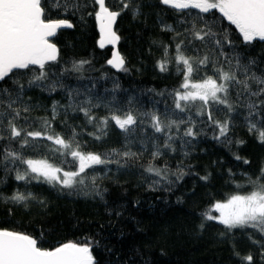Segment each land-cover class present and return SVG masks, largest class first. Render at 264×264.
Masks as SVG:
<instances>
[{
    "label": "trees",
    "instance_id": "16d2710c",
    "mask_svg": "<svg viewBox=\"0 0 264 264\" xmlns=\"http://www.w3.org/2000/svg\"><path fill=\"white\" fill-rule=\"evenodd\" d=\"M126 2L130 7L121 12L115 24L119 37L116 45L124 58L119 71L108 64L111 46L101 48L98 44L100 32L93 11L98 10L97 5L91 0H47L45 19H66L73 25L58 30L51 39L57 48V60L45 66L48 77L43 83L57 81L63 87L49 91L29 86L28 81L40 71L38 66L14 70L15 75L0 82V88L13 93L12 99L20 94L13 105L20 110V118L15 121L18 127L41 130V119L51 120L55 103L58 114L52 121L53 133L72 142L73 148L79 143L83 153H96L113 161L86 169L77 178L84 183L73 188L36 180L17 181V170L22 172L27 165L19 160H4L6 149L18 152L24 159L46 160L62 172L78 171L79 161L70 154L50 151V147L59 146L40 138L34 142L36 147L24 148L17 140H0V229L30 235L45 249L68 242H90L94 264H249L242 259L249 255L250 264H264V235L259 231H228L217 220L205 219V213L219 216L215 203L226 201L232 194L251 191L249 178L256 180L264 168V142L257 132L249 131L245 119L246 105L256 103L259 115L251 119L264 130V95L244 93L238 99L239 86L232 88L230 100L239 106L231 114L224 105H210L202 115L196 114L195 107L184 112L175 108V92L181 91L183 80L175 62L177 43L192 40L195 47L182 46L186 57L208 55L218 60V66L225 70L229 67L214 44L206 46L188 31L193 23L198 28L204 26L198 16L215 21L214 31L228 34L233 43L223 50L233 67L237 58L248 67L249 77L264 78V41L244 42L235 25L216 10L178 12L160 0ZM106 3L112 11L123 8L121 0ZM78 61L88 63L80 71H72ZM161 62H166L164 71L160 70ZM205 75H213L211 67L202 68L193 82ZM244 75L242 69L238 71L239 78ZM13 79L19 80L23 90L13 84ZM250 85L252 91L261 87L252 81ZM7 103L5 97L0 112L11 118ZM25 106L28 112L23 111ZM80 108L89 110L93 122ZM209 111L213 120L231 118L227 139L214 138L219 129L209 121ZM128 112L137 123L127 131L111 120L107 126L101 123L105 117L116 114L123 118ZM152 114L165 123L169 119L177 121L179 131L173 126L157 133L152 127ZM189 127L194 137L184 135ZM0 135H8L6 120L0 125ZM169 135L173 137L171 147H165ZM157 151L159 155L153 158L152 153ZM124 152L136 155L124 157ZM150 164L161 169L166 179L147 172ZM17 191L31 192L35 199L27 201L26 207L24 203L5 201Z\"/></svg>",
    "mask_w": 264,
    "mask_h": 264
},
{
    "label": "snow or ice",
    "instance_id": "6c2138e0",
    "mask_svg": "<svg viewBox=\"0 0 264 264\" xmlns=\"http://www.w3.org/2000/svg\"><path fill=\"white\" fill-rule=\"evenodd\" d=\"M91 2L98 6V10L94 9L93 11L100 31L99 46L103 48L106 44L114 45L119 37L113 31L112 26L121 12L130 7L129 3L126 0H121L123 4L121 11H112L106 0H91ZM160 2L178 12L197 9L200 13H210L212 10H218L223 18L235 25L244 42L250 43L256 38L264 41V0H160ZM46 4L47 0H0V82H4L10 74L15 75L14 70H26L30 69V66H38L40 71L28 81L29 86L46 88L49 91H55L58 86L63 87L57 81L50 82L49 85L43 83L48 77L45 71L47 62L57 60V48L55 44L49 41V37L55 36L58 29L71 28L73 25L66 19H45ZM55 6L59 7L58 4ZM72 6L80 7L76 4ZM89 15L92 13L90 12ZM197 19L203 21L204 26L198 28L196 23H193L192 28L188 30L193 39L204 42L206 46L214 44V47L219 49V55L224 56L229 67L228 70H225L223 66H218V60H212L208 55L186 57L182 46L187 44L195 47L192 40H181L177 43L175 62L178 65L177 71L183 75L180 85V89L183 91L178 89L175 92V108L184 112L186 109L195 107L197 109L196 114L202 115L210 105H224L227 112L231 114L239 106L234 105L230 100L232 88L239 86L236 93L238 99L244 93L250 96L264 95V78L255 75L249 77L247 75L248 67L242 65L239 58H237L235 66H232L231 60L228 59L223 50L225 45L233 43L228 34L223 31H214L215 21H206L203 16H198ZM165 53L167 54V49H165ZM86 63L88 62H75L71 70L78 72ZM108 64L122 69L124 59L117 52H113V58L108 60ZM181 64L183 68L179 67ZM159 67L161 71L166 70V62H161ZM208 67H211L213 75H205L193 82L194 75H198L202 68L206 70ZM241 69L245 73L243 79L238 77V71ZM250 81L261 87L252 91ZM12 82L18 84L23 90L24 86L19 84V80L13 79ZM12 95L13 93L8 88H0V105L4 103V98L7 97V107L11 110V113L7 114L11 118H7L4 112H0V125H3L6 120L8 129V135H0V140H17L20 147L24 148L26 146L36 147L34 142L40 138L59 146L58 148L50 147V151H60L61 155L70 154L79 161L78 171L62 172L61 168L54 167L46 160L24 159L18 152L6 149L3 155L4 160H11L13 163L19 160L20 163L27 165L24 171L17 170L15 176L17 181L36 180L52 186L60 185L62 188H73L76 184L84 183L83 179L77 178L85 173L86 169L92 168L94 165L113 162L102 159L96 153H83L79 150V143H76L75 148H73L72 142L58 133H53L52 121L56 119L58 114L55 103L52 107L51 120L41 119V130L28 131L18 127L15 121L20 118V110L14 108L13 105L20 99V94L16 93L15 99H12ZM71 96L72 93L69 92V97ZM197 101L201 103L196 104ZM261 103L264 104V101ZM246 107L248 116L245 119L248 121L249 131L257 132L259 140L264 142V130L258 128L257 123L251 119L259 115L256 111L258 105L249 102ZM29 110L28 106L23 109L24 112ZM79 110L84 112L90 123L93 122L94 118L87 108H80ZM208 119L219 129V135L214 138L217 140L222 137L227 139L232 123L231 118H226L223 122L213 120L212 113L209 111ZM110 120L114 121L124 131L137 123L136 117L131 112L126 113L123 118L113 114L103 118L101 123L107 126ZM151 121L152 127L157 133L163 132L165 128L171 129L173 126L179 131V123L175 120L169 119L165 123L158 115L152 114ZM182 122L180 121V123ZM184 135L194 137L195 133L189 127L185 130ZM74 138L75 132H73V140ZM96 138L99 139L100 137L97 136ZM172 139L171 135L167 137L165 147H171L169 141ZM62 150H66V152ZM134 155L136 154L131 152L123 153L124 157ZM152 155L153 158H156L159 152H153ZM244 162L248 163L246 160ZM146 171L161 179H166V174L162 175V170L153 167L151 164L146 168ZM181 175L183 174L181 173ZM93 183H95V177H93ZM249 184L252 186L251 191L245 194L235 193L230 195L226 201L215 203L213 207L219 216L205 213V219L217 220L228 231L236 228H253L264 235V168L261 169V174L256 180L249 178ZM4 199L6 202L24 203L26 207V202L35 199V197L31 192L25 194L17 191ZM41 204H43L42 201ZM201 226L203 227V225ZM242 259L247 260L250 264L252 257L249 255ZM0 264H94V258L91 254L90 242H68L53 249H45L39 246L38 240L30 235L0 229Z\"/></svg>",
    "mask_w": 264,
    "mask_h": 264
},
{
    "label": "water",
    "instance_id": "95a60500",
    "mask_svg": "<svg viewBox=\"0 0 264 264\" xmlns=\"http://www.w3.org/2000/svg\"><path fill=\"white\" fill-rule=\"evenodd\" d=\"M197 10V9H196ZM199 11V10H198ZM216 11H218V10H216ZM219 13V12H218ZM229 22V21H228ZM230 23V22H229ZM115 24H116V21H115V23L113 24V31L115 32ZM99 27V26H98ZM61 29H63V28H61ZM58 30H60V29H58ZM57 30V31H58ZM100 32V31H99ZM116 33V32H115ZM54 37V36H53ZM53 37H49V41L51 42V39L53 38ZM243 38V37H242ZM256 39H258V38H256ZM52 43V42H51ZM106 45H110L111 46V56H110V59H112L113 58V52H117L122 58H123V55L121 54V52L119 51V49H118V47H117V45H116V43L113 45V44H106ZM109 59V60H110ZM124 59V58H123ZM110 65V64H109ZM114 70H116V71H119L120 69H118V68H116V67H113L112 65H110Z\"/></svg>",
    "mask_w": 264,
    "mask_h": 264
},
{
    "label": "rangeland",
    "instance_id": "374dc122",
    "mask_svg": "<svg viewBox=\"0 0 264 264\" xmlns=\"http://www.w3.org/2000/svg\"><path fill=\"white\" fill-rule=\"evenodd\" d=\"M181 91H183V89H181Z\"/></svg>",
    "mask_w": 264,
    "mask_h": 264
}]
</instances>
